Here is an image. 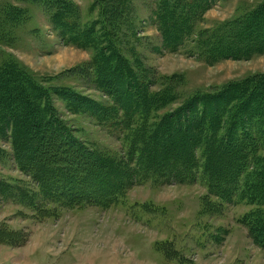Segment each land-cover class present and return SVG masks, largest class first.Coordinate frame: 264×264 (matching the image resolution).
Listing matches in <instances>:
<instances>
[{
    "label": "rangeland",
    "instance_id": "374dc122",
    "mask_svg": "<svg viewBox=\"0 0 264 264\" xmlns=\"http://www.w3.org/2000/svg\"><path fill=\"white\" fill-rule=\"evenodd\" d=\"M263 3L0 0V66L16 63L45 89L58 123L89 149L127 166L118 175L119 185L133 183L108 206L67 205V198L43 201V192L59 190L21 170L11 138L0 126V181L4 191L12 189L11 195L0 193V264H264V248L251 238L248 220L252 214L253 219L264 216V144L259 142L257 155L241 175V182L245 176L250 181L246 188L253 201L232 203L208 188L202 176L204 148L192 150L198 156L189 167L173 160L166 165L174 170L169 178H154L155 168H144L148 153L142 152L150 127L193 97L264 74V53L215 57L213 46L216 38L231 50L240 48L236 33L227 34L234 30L229 24ZM58 11L69 13L76 29L65 31L56 20ZM175 21L182 40L174 50L162 28ZM91 27L92 34L85 36ZM254 33L246 44L264 41L260 32ZM104 40L118 47L138 82L146 84L145 91L157 96L159 103L148 113L124 112L123 101L97 81V65L102 64L97 47ZM111 59L115 64L116 57ZM65 91L73 94L72 100L63 96ZM181 169L198 179L181 184Z\"/></svg>",
    "mask_w": 264,
    "mask_h": 264
},
{
    "label": "trees",
    "instance_id": "16d2710c",
    "mask_svg": "<svg viewBox=\"0 0 264 264\" xmlns=\"http://www.w3.org/2000/svg\"><path fill=\"white\" fill-rule=\"evenodd\" d=\"M67 14L58 11L56 20L65 31L76 29L72 22L74 28L70 25ZM114 14L120 15V11ZM178 25L179 21H175L172 25L165 23L162 28L168 46L174 50L182 40ZM229 26L234 30L227 34L236 33L235 39L240 48L231 50L230 46H224L215 38L213 46L218 52L215 57H227L228 53L242 57L264 53V41L246 44L248 38L255 35V30L264 37V3ZM92 28L85 31V36L92 34ZM103 29L107 31V27ZM97 51L102 63L97 65V81L115 93L118 102L123 101L124 112L132 114L142 110L148 113L159 103L155 94L145 91L146 84L143 86L138 82L139 78L111 40L100 43ZM111 57H116L115 64L111 63ZM45 92L16 63L0 66V126L11 138L18 166L21 170L26 169L43 186L49 183L57 187L59 191L43 192L40 196L43 201L61 202L67 198V205L82 202L108 206L114 203L133 184L118 183V175L125 174L127 166H117L106 155L104 157L101 152L89 149L66 126L59 124L55 118L57 110L52 108L51 98ZM63 96L71 100L74 97L67 91L63 92ZM86 101L90 102L83 99V103ZM183 106L150 127L149 141L142 149L146 155L148 153L144 168L153 166L154 178H160V174L172 177L174 170L166 165L173 160L189 167L190 161H195L198 156L192 150L202 147L205 159L202 176L213 196L229 203L235 199L253 201L246 188H249L250 181L245 176L241 182V175L257 155L259 142L264 144V74L236 82L219 93L198 95ZM159 140L162 142L160 146L157 144ZM187 146H191L190 149ZM234 161H238V165ZM71 164L77 168L71 169ZM180 172L177 181L181 184L198 179L194 172L182 169ZM259 175L262 177L263 173ZM65 183L66 186L63 185ZM73 183L76 188L72 187ZM3 186L5 184L0 181V193L11 195L12 189L8 187L5 192ZM255 216L252 214L248 219L250 236L264 248V216L253 219Z\"/></svg>",
    "mask_w": 264,
    "mask_h": 264
}]
</instances>
